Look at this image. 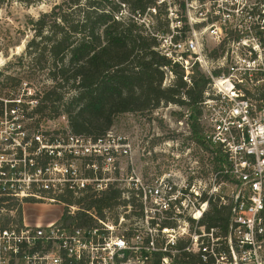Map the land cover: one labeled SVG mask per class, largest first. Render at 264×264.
Returning <instances> with one entry per match:
<instances>
[{
	"label": "built area",
	"instance_id": "obj_1",
	"mask_svg": "<svg viewBox=\"0 0 264 264\" xmlns=\"http://www.w3.org/2000/svg\"><path fill=\"white\" fill-rule=\"evenodd\" d=\"M110 1L121 7L117 19L130 3L149 2L143 16H130L160 40L158 51L183 68L187 84L195 67L209 79L198 121L224 162L190 178L172 169L148 182L132 175L121 188L108 173L118 171L115 161L128 151L109 133L93 140L43 132L37 116H27L37 100L26 103L19 92L12 97L0 89V197L22 209L60 205L75 218L84 211L78 200L109 187L122 190L101 215L86 211L88 226L59 219L32 227L0 216V264H235V249L245 255L264 243V0ZM156 17L165 30L154 31ZM209 38L218 43L212 52L205 49ZM164 72L163 85L171 84L173 73ZM216 201L230 210L226 239L201 225ZM224 245L228 251L218 252Z\"/></svg>",
	"mask_w": 264,
	"mask_h": 264
},
{
	"label": "trees",
	"instance_id": "obj_2",
	"mask_svg": "<svg viewBox=\"0 0 264 264\" xmlns=\"http://www.w3.org/2000/svg\"><path fill=\"white\" fill-rule=\"evenodd\" d=\"M5 1L0 0V5ZM9 1L33 3L32 0ZM149 5V2H132L129 9L131 13L138 11L143 16ZM120 11L121 7L110 0H63L54 6L50 13L31 22L35 27L34 38L25 52L16 58V63L9 62L0 71L1 91L14 97L24 81L29 86L35 81L37 71L47 68L50 84L42 82L40 88L33 91L29 98L37 100L38 104L27 116L51 120L64 115L71 134L93 140L106 137L115 119L121 115L150 113L162 104L185 108L191 135L188 140L208 155V166L219 169L225 156L206 139L198 121L201 116L199 104L209 79L195 67L190 76L191 84H187L183 79V68L172 64L158 51L160 40L132 17L117 19ZM155 22L154 31L165 30L164 23L157 17ZM14 65L24 71L25 78L8 72ZM164 68H169L174 75L168 87L163 85ZM2 110L0 104V116ZM173 115L179 119L184 117L182 113ZM41 120H37V124ZM169 139L171 137L157 141ZM115 174L118 176V171ZM121 194L122 190L117 187H109L99 197L89 194L77 201L78 205L83 204L84 211L78 212L75 218L68 217L65 211L61 220L66 223L78 221L80 226H88L92 220L86 211L96 210L101 215L102 209L111 207ZM2 206L10 213L3 220L23 222V209L18 202L2 196ZM230 219L228 207L217 201L210 202L201 225L219 229L220 236L226 239ZM224 249L228 251L224 245L218 252ZM212 263H215L212 259L208 263L197 259V264Z\"/></svg>",
	"mask_w": 264,
	"mask_h": 264
},
{
	"label": "rangeland",
	"instance_id": "obj_3",
	"mask_svg": "<svg viewBox=\"0 0 264 264\" xmlns=\"http://www.w3.org/2000/svg\"><path fill=\"white\" fill-rule=\"evenodd\" d=\"M32 2V4H26L6 0L0 5V71L9 62L16 63V58L25 52L29 42L34 38L35 27L31 22H37L43 14L50 13L53 7L61 4L63 0H32ZM130 14L129 9L124 11L123 19L130 18ZM154 24L156 26L157 22L154 21ZM259 37L264 39L263 36ZM204 44L207 52H212L218 46V43L210 38ZM262 52L264 59V51ZM8 72L25 78L24 71L17 65L12 66ZM47 74V68L42 72L37 71L35 81L29 83L30 87L24 86L23 84L26 83L24 81L18 93L19 99L27 103L30 101V92L33 94V91L40 88L42 82L50 84ZM170 85L167 83L164 87ZM2 93L7 94L3 91ZM174 113H182L184 117L179 119L173 115ZM185 114H187L185 108L173 104H162L150 113H129L117 117L109 136L123 148L121 150H127L128 153L117 157L115 161L119 176L115 177L112 172L108 173L109 177L119 179L118 186L127 189V180L132 175L140 177L143 182L160 176L168 169L182 173L184 178H190L193 172L203 176L204 171L208 170V155L188 140L191 136L190 126L188 116L186 117ZM37 118L41 120L40 117ZM38 126H41L40 129L43 132L59 134L69 131L68 121L64 115L51 120L42 118ZM166 137L171 139L157 141L159 138ZM209 169H211L210 166ZM8 215L10 216L8 211L0 212L1 217ZM62 216L63 209L60 205L34 203L24 205L23 219L28 226L45 227L61 219ZM235 252L238 255L235 264H264V243L256 249H248L245 255L241 249H235Z\"/></svg>",
	"mask_w": 264,
	"mask_h": 264
},
{
	"label": "crops",
	"instance_id": "obj_4",
	"mask_svg": "<svg viewBox=\"0 0 264 264\" xmlns=\"http://www.w3.org/2000/svg\"><path fill=\"white\" fill-rule=\"evenodd\" d=\"M23 214H24V209H23ZM24 220V219H23Z\"/></svg>",
	"mask_w": 264,
	"mask_h": 264
}]
</instances>
